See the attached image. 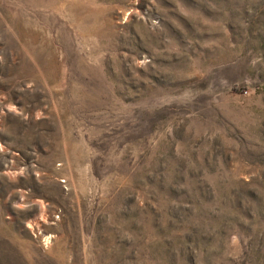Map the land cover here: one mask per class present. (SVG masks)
I'll return each instance as SVG.
<instances>
[{
    "label": "rangeland",
    "instance_id": "1",
    "mask_svg": "<svg viewBox=\"0 0 264 264\" xmlns=\"http://www.w3.org/2000/svg\"><path fill=\"white\" fill-rule=\"evenodd\" d=\"M0 264H264V0H0Z\"/></svg>",
    "mask_w": 264,
    "mask_h": 264
}]
</instances>
